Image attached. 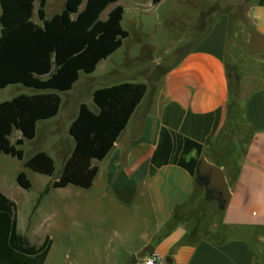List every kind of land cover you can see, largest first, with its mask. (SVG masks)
<instances>
[{
    "label": "crops",
    "instance_id": "0c3cea01",
    "mask_svg": "<svg viewBox=\"0 0 264 264\" xmlns=\"http://www.w3.org/2000/svg\"><path fill=\"white\" fill-rule=\"evenodd\" d=\"M38 7L35 0L33 13ZM245 16L234 32L225 17L218 18L144 80L135 73L90 86L88 80L79 83L80 73L71 89L59 91L78 86L93 103L79 106L97 112L95 89L124 81L147 85L114 146L93 160L98 173L92 186L59 187L65 197L55 202V216L65 221L55 222L56 241L69 238L78 245L71 233L89 221L99 231L86 242L103 244L120 264H146L152 253L163 264H264V0H250ZM70 124V150L57 144L62 164L75 146ZM57 127L44 132L56 135ZM202 158L223 168L231 190L227 206L198 177Z\"/></svg>",
    "mask_w": 264,
    "mask_h": 264
},
{
    "label": "trees",
    "instance_id": "16d2710c",
    "mask_svg": "<svg viewBox=\"0 0 264 264\" xmlns=\"http://www.w3.org/2000/svg\"><path fill=\"white\" fill-rule=\"evenodd\" d=\"M38 1L42 23L32 18L35 0H0V89L23 84L36 90L0 102V154L18 159H24L20 145L36 136L38 122L57 115L59 91L71 89L81 72L92 73L129 36L122 26L121 4L102 17L119 0H66L64 8L50 18L46 17L47 0ZM161 1L152 0L153 4ZM146 90V83L124 81L94 90L97 112L80 104L69 127L74 149L52 187L92 186L98 173L93 160L103 159L114 146ZM14 130L21 136L12 141ZM24 166L45 175L55 171L54 159L45 151L25 159ZM17 180L25 189L32 186L24 171ZM48 191L46 186L38 199ZM50 246L49 237L36 245L18 231L16 203L0 190V264H44Z\"/></svg>",
    "mask_w": 264,
    "mask_h": 264
},
{
    "label": "rangeland",
    "instance_id": "374dc122",
    "mask_svg": "<svg viewBox=\"0 0 264 264\" xmlns=\"http://www.w3.org/2000/svg\"><path fill=\"white\" fill-rule=\"evenodd\" d=\"M64 1L49 0L46 7L47 16L51 17L62 10ZM249 2L250 0H162L159 4H153L152 0H119L118 3L124 8L122 26L129 31V36L94 73L81 72L79 83L88 80L90 86H96L106 79L122 81L123 77L129 80L135 73L139 75V80H144L149 71H162L218 18L225 17L230 30L234 32L240 23L246 22L245 13ZM112 6L113 4L107 7L102 17H106ZM33 19L39 20L36 10ZM31 92L33 88L23 84H10L0 89V102L21 93ZM60 95L62 104L59 114L38 123L37 132L43 134H38L34 139H26L24 144L20 145L24 151V159L0 154V190L16 203L18 231L25 235L30 243L40 245L47 234L53 238L45 264H120L103 244L90 245L86 242L88 235H97L99 231L93 229L89 221L82 222L83 230L80 228L71 233V237H78L74 240L78 245L69 244V238L56 241L55 222L60 218L65 221L64 216H55V202L65 197L58 192L61 189L54 188L38 199L46 186L51 187L52 183L47 185L48 181L56 178L63 166V153L57 147L58 142L63 143L67 152L70 150V138L66 129L77 115L79 103L84 101L89 103L90 107L93 106L86 92L79 93L78 86L73 92ZM55 123L58 124V134H45L44 129ZM17 134L19 131L14 130L11 138L15 139ZM55 136H60V139ZM40 150L49 152L54 158L55 171L52 175L41 174L24 166V160ZM20 171H24L31 181L30 189L19 185L17 176ZM71 187L81 190L78 186ZM72 196L74 195L69 193L67 197ZM210 198L208 196V200Z\"/></svg>",
    "mask_w": 264,
    "mask_h": 264
},
{
    "label": "water",
    "instance_id": "95a60500",
    "mask_svg": "<svg viewBox=\"0 0 264 264\" xmlns=\"http://www.w3.org/2000/svg\"><path fill=\"white\" fill-rule=\"evenodd\" d=\"M198 177L205 184L206 191L218 198L221 206H227L231 190L223 168L202 158L198 165Z\"/></svg>",
    "mask_w": 264,
    "mask_h": 264
},
{
    "label": "built area",
    "instance_id": "2783aa9c",
    "mask_svg": "<svg viewBox=\"0 0 264 264\" xmlns=\"http://www.w3.org/2000/svg\"><path fill=\"white\" fill-rule=\"evenodd\" d=\"M145 262L146 264H163L162 259L156 253L149 255Z\"/></svg>",
    "mask_w": 264,
    "mask_h": 264
}]
</instances>
